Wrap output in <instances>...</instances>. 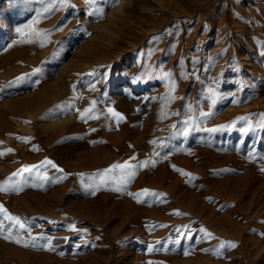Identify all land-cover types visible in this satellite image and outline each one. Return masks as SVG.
<instances>
[{
  "label": "rangeland",
  "instance_id": "374dc122",
  "mask_svg": "<svg viewBox=\"0 0 264 264\" xmlns=\"http://www.w3.org/2000/svg\"><path fill=\"white\" fill-rule=\"evenodd\" d=\"M45 8L34 25L45 46L14 44ZM262 52L264 0H0V152L13 150L0 184L46 158L63 172L40 171L64 177L33 187L42 181L25 172L9 181H27L21 191L0 192L24 225L0 213V264H264ZM161 69L178 97L165 118ZM92 101L99 118L81 119ZM189 116L197 130L184 137ZM132 156L149 164L129 184L102 183ZM144 189L158 196L128 194ZM222 242L236 247L216 255Z\"/></svg>",
  "mask_w": 264,
  "mask_h": 264
},
{
  "label": "snow or ice",
  "instance_id": "6c2138e0",
  "mask_svg": "<svg viewBox=\"0 0 264 264\" xmlns=\"http://www.w3.org/2000/svg\"><path fill=\"white\" fill-rule=\"evenodd\" d=\"M52 10H53L52 8H45L43 10V12L38 13L37 18L35 20H33L30 24L25 25L23 29L17 28L16 32L18 34H20L22 37L25 36V29H27L28 30L27 35L29 38L22 39L19 41H13V43L15 44V43L39 42L41 47L45 46V44L48 42L47 41L48 33L37 30L34 27V25L39 23V18L41 16L45 15L46 13L51 12ZM262 54H264V52H262ZM38 71H39V69H34L33 75ZM188 75H191V74L189 73ZM155 78L164 82L166 84V87H167V95L165 97V102L162 105V113H163L162 118H165L167 113L164 110L167 108V106L170 103L174 102L178 98L174 95L175 88H176V80L173 77V74L171 72H165V71H163V69L160 70L159 75H157ZM184 78H186V77H184V76L181 77V79H184ZM180 99H182V98H180ZM96 103H97L96 101H92L91 107L84 109V111L80 113V118L81 119L99 118L98 116L91 115L95 110V104ZM216 103H217V100L215 98L212 99V105H215ZM186 107L188 108V110L190 112L193 111L192 105H187ZM106 111L111 114V117L115 119L117 124L122 122L125 119V117L121 113L115 111L113 108H108V109H106ZM173 114L174 115H180L179 112L173 113ZM211 115H213V113L211 111H209V112L201 111L199 113V116L201 118L210 117ZM240 119H246V118L242 117ZM180 123H182L184 125L183 129L180 130L184 137H187L190 134V132L197 130V121L195 120L194 117L189 116L187 119L182 120ZM235 123L236 122H233V124H235ZM173 127L175 128L176 125H173ZM258 127L260 129L264 130V122H260ZM221 130H223V129L222 128L206 129V131L212 132V133H215V132L221 131ZM251 130H254L252 123H249L248 128L241 129V131H245V132L251 131ZM93 131H95V129H93ZM18 139H21L23 142L27 143L29 138H18ZM161 147H165V145L162 144ZM33 150H36L35 146H34ZM12 151H13L12 149H7L6 152H0V156H3L6 153H10ZM156 155H159V153H156ZM250 155H251V153H250ZM135 159H136V157L132 156L129 158L128 161H124L123 163H114L108 169H105L103 174H102V178H101L102 183H107L109 179H116V180H118V183L122 186H126L127 184H129L130 181L136 175V169L137 168H143L149 164V161H140L138 164H132L131 161L135 160ZM151 165L155 166L154 160L151 161ZM45 166H51L52 168L56 169L57 172H63V169L58 168L57 165L53 161L46 158L44 161L40 162L39 165H24L20 169H18L16 172H13L11 174V176L7 180L4 181L3 184H0V192L8 193V192H19V191H21L22 190L21 184L26 183L27 181H22L21 183H18V184L9 183V181L12 179V177L22 176V174L25 172L32 174L34 170H35V178L39 179L42 182L40 184L33 183L32 184L33 187H43L44 183H47V182L57 183V182H59V180H62L64 178L63 176L58 177V178H53V177L47 176L46 174H44L43 172L40 171V169H44ZM177 171H181L182 175H187L191 179V174L184 173L182 170H179V169H177ZM261 171H264V169H261ZM115 172H119L118 177H112L109 175V174L115 173ZM115 190L116 191H122L123 189H122V187H117ZM128 194L134 196V198H136V200H137V203L142 202L141 196H147V195L158 196V194H156V193H150L149 190H147V189L142 190L140 193H128ZM92 195H95V191L92 192ZM0 213L4 214V219L11 221V222H14L16 224H19L18 218L13 217L11 215H8L6 210L3 208L2 205H0ZM175 214L180 215L179 212H176ZM19 226H20V228H24L23 224H19ZM71 227H72V230H75L74 226H71ZM161 227H163V225H161ZM4 230H6V229L4 228L3 223L0 222V231H4ZM7 230L9 232L11 231V229H7ZM200 231L204 232L206 236L212 235L211 233L207 232L203 228H201ZM262 235H264V234H262ZM4 239H10V236H5ZM14 242L17 244L23 243L24 247L29 246L28 242H22L19 239H16ZM177 243H179V241H177ZM32 246L35 247L36 246L35 243H33ZM43 247H45L47 250H54L51 248V240L50 239L48 241V244L44 245ZM225 247L235 248L236 244L233 242H222L219 246V249H217V251H216V255H220V249H224ZM148 250L153 251V248L151 245H149ZM185 255H188V253L185 252ZM148 264H152V262L149 261Z\"/></svg>",
  "mask_w": 264,
  "mask_h": 264
},
{
  "label": "bare ground",
  "instance_id": "6f19581e",
  "mask_svg": "<svg viewBox=\"0 0 264 264\" xmlns=\"http://www.w3.org/2000/svg\"><path fill=\"white\" fill-rule=\"evenodd\" d=\"M192 14V13H191Z\"/></svg>",
  "mask_w": 264,
  "mask_h": 264
}]
</instances>
